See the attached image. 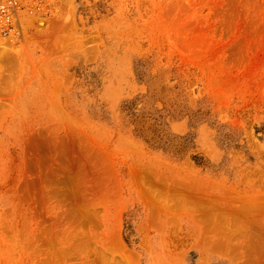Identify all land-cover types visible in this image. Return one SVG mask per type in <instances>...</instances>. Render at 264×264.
I'll return each instance as SVG.
<instances>
[{
    "label": "rangeland",
    "instance_id": "rangeland-1",
    "mask_svg": "<svg viewBox=\"0 0 264 264\" xmlns=\"http://www.w3.org/2000/svg\"><path fill=\"white\" fill-rule=\"evenodd\" d=\"M19 3L0 264H264V0Z\"/></svg>",
    "mask_w": 264,
    "mask_h": 264
},
{
    "label": "built area",
    "instance_id": "built-area-1",
    "mask_svg": "<svg viewBox=\"0 0 264 264\" xmlns=\"http://www.w3.org/2000/svg\"><path fill=\"white\" fill-rule=\"evenodd\" d=\"M20 9L19 0H0V36L17 32L19 26L17 18Z\"/></svg>",
    "mask_w": 264,
    "mask_h": 264
},
{
    "label": "bare ground",
    "instance_id": "bare-ground-1",
    "mask_svg": "<svg viewBox=\"0 0 264 264\" xmlns=\"http://www.w3.org/2000/svg\"><path fill=\"white\" fill-rule=\"evenodd\" d=\"M17 22H19V17L17 18ZM15 34L11 33V34H9L7 36H0V50L7 48L10 44H12L15 41V39H16V35Z\"/></svg>",
    "mask_w": 264,
    "mask_h": 264
}]
</instances>
